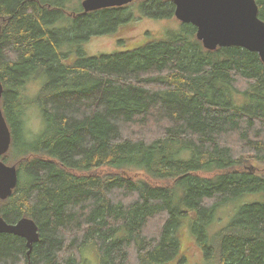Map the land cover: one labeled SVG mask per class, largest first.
I'll use <instances>...</instances> for the list:
<instances>
[{
	"label": "trees",
	"instance_id": "trees-1",
	"mask_svg": "<svg viewBox=\"0 0 264 264\" xmlns=\"http://www.w3.org/2000/svg\"><path fill=\"white\" fill-rule=\"evenodd\" d=\"M256 3L264 20V0ZM175 8L172 0H136L85 12L82 0H0V104L12 132L1 159L18 170L0 216L8 223L31 217L39 232L31 250L25 238L0 233V264H90L88 251L94 264L181 263L188 216L207 257L218 250L220 264H264L259 53L206 49L192 23L117 53L82 49L131 23L136 10L163 20ZM239 79L249 86L241 89ZM30 106L42 115L35 133L26 129ZM154 122L162 135L132 136L134 125ZM234 133L243 137L235 144L247 147L242 157L225 140ZM137 172L169 183L130 174ZM247 197L207 246L215 211Z\"/></svg>",
	"mask_w": 264,
	"mask_h": 264
},
{
	"label": "water",
	"instance_id": "water-1",
	"mask_svg": "<svg viewBox=\"0 0 264 264\" xmlns=\"http://www.w3.org/2000/svg\"><path fill=\"white\" fill-rule=\"evenodd\" d=\"M135 0H83L85 12L105 7L127 5ZM176 19L197 27V38L206 49L240 46L258 52L264 63V20L260 18L257 0H172ZM1 25V23H0ZM1 32V27H0ZM0 79V103L3 95ZM0 104V198L6 199L18 183L16 165L1 159L12 142V132ZM0 233H12L27 240L31 250L39 240L38 225L31 217L8 223L0 216ZM29 250V253H30Z\"/></svg>",
	"mask_w": 264,
	"mask_h": 264
},
{
	"label": "rangeland",
	"instance_id": "rangeland-1",
	"mask_svg": "<svg viewBox=\"0 0 264 264\" xmlns=\"http://www.w3.org/2000/svg\"><path fill=\"white\" fill-rule=\"evenodd\" d=\"M136 14L138 15L135 20H132L131 23H128L121 27L117 31V33L111 34V35H101V36H94L91 37L86 43H83L82 49L87 54V56H100L105 54H112L117 53L120 51L128 50L134 46H138L141 44H144L150 38H154L157 36H162L160 38H163L166 36L167 31H175L178 30L182 23L180 20L176 19V17L172 19H155V18H149L143 15H140V12L136 10ZM140 15V16H139ZM155 35V36H152ZM238 86L241 89H245L249 86V83L247 81H244V79H239L237 82ZM33 89L35 88L34 85ZM30 89V87H28ZM30 93H33L34 90ZM247 99L244 101L246 102ZM240 104L243 103V101H239ZM25 122H26V129L30 133L38 132L42 127V115H40V112L37 107L30 106L27 109V113L25 114ZM151 127L146 128L141 125H134L133 135L134 137L142 136L147 139H153L154 137H158L159 135L163 134V129L160 123L154 122L150 124ZM125 136L128 135V133H124ZM225 140L231 143L232 146L235 148V152L238 156L242 157V151L247 150L246 146H243L244 144L237 146L238 143L243 142V137L240 133L232 135L229 137V135H225ZM235 138L238 139V143L235 144ZM252 136L250 135L248 137V140H251ZM246 142V140L244 141ZM253 160L250 158L247 162L248 165H251ZM263 166V165H262ZM264 167V166H263ZM98 172L103 174H108L109 172H118L120 173V170L117 169H109V168H103L99 170ZM134 174V176L139 178H144L145 180L153 183H169V181H162V180H154L149 178L145 175V173L137 172V173H130ZM172 181L170 182V184ZM252 197L243 198V200L238 199L234 202H230L226 205H222L218 208L215 215V219L208 224L207 227V246H215L216 245V238L215 236L219 233V230L224 228L228 223H230V220L235 216L237 210L240 208V206L243 204V202L251 201ZM190 215V214H189ZM162 218L160 220H154L151 222L150 226H158L157 223L160 224ZM189 219L186 218L184 220V223L180 225V237L181 239V245H182V256L184 258V261L181 263L177 262H170L169 264H220L219 259L217 257L218 250H212L213 252V258H209L206 256L204 249L199 245L198 238L194 235V233L191 230V224L193 222L192 219L186 224V220ZM158 221V222H157ZM149 227V226H148ZM93 251L86 252V256L90 258V264H94L95 256H93Z\"/></svg>",
	"mask_w": 264,
	"mask_h": 264
}]
</instances>
